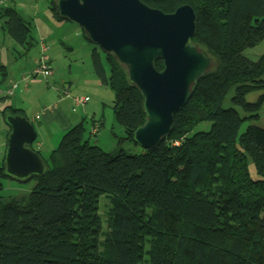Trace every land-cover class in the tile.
<instances>
[{
	"label": "trees",
	"instance_id": "obj_1",
	"mask_svg": "<svg viewBox=\"0 0 264 264\" xmlns=\"http://www.w3.org/2000/svg\"><path fill=\"white\" fill-rule=\"evenodd\" d=\"M142 1L165 13L191 5L192 40L214 58V67L192 87L170 133L154 148L105 151L83 141L80 122L47 158L32 146L46 164L44 175L16 180L35 184L9 200L1 194L2 180L12 179L3 157L0 264H264V128L239 132L264 104V53L257 60L245 54L264 39V0ZM49 10L67 20L56 0H49ZM0 17L16 44L25 51L34 45L30 24L13 5L0 7ZM91 58L98 78L113 90L122 139L137 145L135 130L146 121L139 89L113 53L104 52L109 73L96 49ZM155 66L161 70L163 61ZM232 90L233 104L248 116L223 107ZM254 91L259 95L250 102ZM0 113L4 120L6 113L25 116L11 105ZM204 122L209 130L197 131ZM248 158L260 178L250 175Z\"/></svg>",
	"mask_w": 264,
	"mask_h": 264
},
{
	"label": "water",
	"instance_id": "obj_2",
	"mask_svg": "<svg viewBox=\"0 0 264 264\" xmlns=\"http://www.w3.org/2000/svg\"><path fill=\"white\" fill-rule=\"evenodd\" d=\"M57 13L79 26L88 39L123 66L140 91L146 121L134 133L143 149L154 148L174 124V115L187 102L192 87L215 64L192 40L196 14L189 4L172 13L142 0H56ZM163 61V68L155 66ZM9 127L4 172L25 181L43 176L46 164L32 148L37 138L33 123L22 114H5ZM264 247V240H263Z\"/></svg>",
	"mask_w": 264,
	"mask_h": 264
},
{
	"label": "rangeland",
	"instance_id": "obj_3",
	"mask_svg": "<svg viewBox=\"0 0 264 264\" xmlns=\"http://www.w3.org/2000/svg\"><path fill=\"white\" fill-rule=\"evenodd\" d=\"M0 4V7L14 5L21 17L30 24L32 36L35 39L34 45L25 54H20V52H23V48L10 40L16 47L15 51H10L8 54L10 56L11 53H14L16 58V62L10 65V75L16 74L14 81H20L23 75L29 74L34 68V60L36 56L40 55L39 52L41 53V47L38 43L39 32L46 38L47 55L51 59L50 65L55 72V75L50 76L47 80L40 76L29 78L27 80L28 88L26 89L24 83L20 82L14 95H12L13 97L10 96L12 98L6 99L5 102L14 106L13 100L17 98L16 107L23 108L27 118L33 123L37 133V138L32 144L33 148L37 147L36 143H43V150H40V152L47 158L52 150L50 146L56 148L67 131L65 130L62 133V125L58 126L60 122L47 126L43 121V115L51 111L49 109L58 99V95L53 88L55 85L61 87L60 85L63 84L65 86L69 85L71 97L86 95L90 97L86 106L88 110L85 113L82 112V107H77L72 111L75 115L82 116V119L85 117L83 120V141L88 140L90 144H97L108 152L115 151L119 146L128 153L142 152L141 146L122 139L125 136V131L114 116L113 90L103 84L94 71L91 54L96 49L101 56L107 73H109L108 65L104 59V52L99 46L88 41L77 24L70 21L59 22L56 20L48 9L49 0H0ZM4 23L5 20L0 17V40L3 37L1 26ZM262 53H264V39L245 51L246 56L252 60H257ZM232 95L233 90L224 99L223 107H233L242 117L248 116V113L244 112L240 106L233 104ZM258 95L259 92L254 91L250 92L246 98L252 102L257 99ZM69 99L71 100V98ZM3 103L4 101H0V105ZM33 116L38 118L34 120ZM93 120L98 123H100V120L103 121V125L96 133H93ZM249 125L264 128V104L259 110L258 118L248 117L243 120L239 132H244ZM209 128V122L201 123L196 127L197 131L209 130ZM8 129L9 127L0 114V161L5 155ZM54 136L55 138H52ZM248 169L252 178H260L251 158H248ZM2 182L1 194L6 200L29 193L35 184V180L19 182L9 178H4ZM104 203H106V200L102 196L99 212L105 219L107 207L104 206Z\"/></svg>",
	"mask_w": 264,
	"mask_h": 264
},
{
	"label": "crops",
	"instance_id": "obj_4",
	"mask_svg": "<svg viewBox=\"0 0 264 264\" xmlns=\"http://www.w3.org/2000/svg\"><path fill=\"white\" fill-rule=\"evenodd\" d=\"M14 8H15V6H14ZM48 9H49V4H48ZM61 21H67V20H60L59 22H61ZM1 28H2V31H3V33H2L3 37L0 40V83H1L0 84V88H7L12 82H14V80H15L14 76L16 75L15 73H14L13 76L10 75V65L12 63L16 62L15 55H14V53H11V55L8 56V54L10 53V51H15L16 47L10 41V40H13V39L8 35V33L6 31V28H5V23L3 24V26H1ZM45 39L46 38L44 36H42L41 33L39 32V38H38L39 47H41V45L43 43L46 44V40ZM33 40H35L34 37H33ZM22 50H23V52H20V54H25L26 51L24 49H22ZM39 54H40V52H39ZM38 57H39V55H38ZM38 57L36 56V58L34 60V66L37 63ZM53 75H55V72H54ZM19 82H21V81H19ZM70 85H71V83H70ZM27 86L28 85L25 84L24 88L25 89L28 88ZM51 86H53V85H51ZM60 86L61 87H56V85H55V87L53 88L54 91H56V93L58 95V99L54 103V105L49 109L51 111H49L48 113H45L43 115V121L45 122V124L47 126H52V125L56 124L57 122H60V124L58 126L62 125L61 130H62V133H63V131L68 130L69 128H71L72 126H74V125H76V124H78L80 122H83V120L85 119V117H83V119H82L81 118L82 116L75 115L74 112H72V111H74V109L77 108V107L78 108L82 107V112L85 113L88 110L87 109L88 107H86L87 103L85 105H79V106L74 105L72 98H71V100L69 99L70 97H66V98L61 99L60 96H61V93H62L63 89L67 88L69 85L65 86V85L61 84ZM12 97L8 98V97H1L0 96V101H4L3 104L4 105H8V103H5L6 99L8 100V99H10ZM13 103H14V106L11 105V104L10 105L13 106L14 108L23 110V112L25 111L21 107H16L17 106V98H15L13 100ZM3 104L0 105V112L2 110V107L4 106ZM24 114H25V112H24ZM25 116H26V114H25ZM33 118L35 120L38 117L36 116V118H35V116H33ZM79 119H81V120H79ZM95 122L96 121H94V123ZM96 123H98V122H96ZM98 124H99V128L98 129H100V127L103 125V121L100 120V123H98ZM52 138H55V136L52 137ZM36 144H37V147L34 148V149L39 150V151L43 150V146H44L43 143L41 144L40 142H38ZM51 147L52 146H50V149H54L53 147L52 148ZM47 149H48V151H50L48 147H47Z\"/></svg>",
	"mask_w": 264,
	"mask_h": 264
},
{
	"label": "built area",
	"instance_id": "obj_5",
	"mask_svg": "<svg viewBox=\"0 0 264 264\" xmlns=\"http://www.w3.org/2000/svg\"><path fill=\"white\" fill-rule=\"evenodd\" d=\"M47 50L48 46L46 44L41 45V53L38 57L37 63L32 69V71L29 72V74L23 75L21 77V82L27 84V80L31 77H36L40 76L44 79L49 78L50 76H53L54 71L53 68L50 65V58L47 55ZM20 82L19 81H14L12 82L7 88H0V96L1 97H10L14 94L15 90L18 88ZM70 97L73 100L74 105L79 106V105H85L89 100V96H80V97H71L69 88L63 89L60 98H66ZM99 128L98 123H94V128H93V133H96Z\"/></svg>",
	"mask_w": 264,
	"mask_h": 264
}]
</instances>
